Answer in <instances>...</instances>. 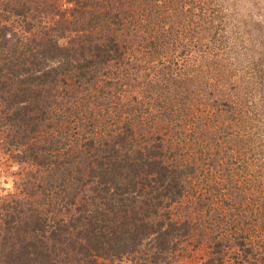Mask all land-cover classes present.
<instances>
[{
  "label": "trees",
  "instance_id": "1",
  "mask_svg": "<svg viewBox=\"0 0 264 264\" xmlns=\"http://www.w3.org/2000/svg\"><path fill=\"white\" fill-rule=\"evenodd\" d=\"M246 2L0 0V264H264Z\"/></svg>",
  "mask_w": 264,
  "mask_h": 264
},
{
  "label": "rangeland",
  "instance_id": "2",
  "mask_svg": "<svg viewBox=\"0 0 264 264\" xmlns=\"http://www.w3.org/2000/svg\"><path fill=\"white\" fill-rule=\"evenodd\" d=\"M258 4L261 6L262 11L257 14L256 12H259L258 10ZM264 13V0H247L245 7H243L242 9V17L243 19H246L245 21L250 22L251 23L254 21L256 24L259 22L262 23V25L264 26V20H262V17H264V14L262 15V17H260L261 13ZM180 264H197L196 262H194L193 260H183L181 261Z\"/></svg>",
  "mask_w": 264,
  "mask_h": 264
}]
</instances>
